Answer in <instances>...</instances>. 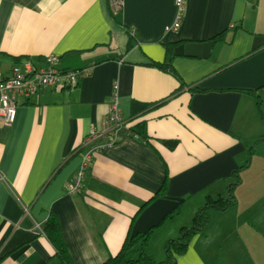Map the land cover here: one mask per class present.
<instances>
[{"label": "crops", "instance_id": "obj_1", "mask_svg": "<svg viewBox=\"0 0 264 264\" xmlns=\"http://www.w3.org/2000/svg\"><path fill=\"white\" fill-rule=\"evenodd\" d=\"M174 1L122 0L112 16L107 0H0L1 79L49 56L56 71L86 72L75 88L39 91L12 126L0 125V264H60L42 231L50 212L72 264H104L149 230L146 253L164 256L204 207L201 60L149 66L166 64L165 46L200 44L198 0H186L179 29L165 32ZM114 86L123 122L115 132L102 128ZM139 124L145 142L130 132ZM90 130L98 137L87 145ZM176 262L209 264L208 226Z\"/></svg>", "mask_w": 264, "mask_h": 264}, {"label": "built area", "instance_id": "obj_2", "mask_svg": "<svg viewBox=\"0 0 264 264\" xmlns=\"http://www.w3.org/2000/svg\"><path fill=\"white\" fill-rule=\"evenodd\" d=\"M186 0H175V19L171 26L165 29L166 33L176 32L183 16V9ZM112 16H117L122 10V0H107ZM58 62L55 56L46 57L42 66H36L30 62L15 65L6 79L0 78V125L10 127L15 122L16 109L18 105L24 104L31 96H35L41 90L59 91L62 89L75 88L85 71H56L54 65ZM116 86L113 87V94L109 98L108 113L102 120V128L106 130L112 128L113 132L123 126L121 112L117 104ZM98 134L90 130L85 137L84 143L92 145ZM136 139V136L133 137ZM113 136L108 145L116 140ZM106 145L96 146V149H103ZM90 153L83 159L82 167L77 176L75 186L69 189L70 193L79 192L80 182L83 179L84 167L88 163Z\"/></svg>", "mask_w": 264, "mask_h": 264}, {"label": "trees", "instance_id": "obj_3", "mask_svg": "<svg viewBox=\"0 0 264 264\" xmlns=\"http://www.w3.org/2000/svg\"><path fill=\"white\" fill-rule=\"evenodd\" d=\"M177 45L165 46V52L167 55L166 64L149 63V66L159 70H165L170 68V62L174 58L173 51ZM130 47V46H129ZM133 136H137L141 141H146V135L144 132L143 124L135 126L131 131ZM166 186L163 185L156 197H162L165 194ZM169 216L167 218H172ZM207 227V201L203 208H201L192 220V224L189 227L182 228L180 230L179 238L169 241L165 246V262L159 264H177L176 259L183 257L188 250L191 241L197 235L201 234ZM44 236L53 246L56 256L59 259L60 264H72L68 255L65 243L62 238L59 220L57 216L50 212L45 224L42 228ZM152 230L145 233L129 235L120 252L112 258H109L104 264H156L153 259L145 253V249L148 247Z\"/></svg>", "mask_w": 264, "mask_h": 264}, {"label": "water", "instance_id": "obj_4", "mask_svg": "<svg viewBox=\"0 0 264 264\" xmlns=\"http://www.w3.org/2000/svg\"><path fill=\"white\" fill-rule=\"evenodd\" d=\"M174 57L195 58L201 60L200 44L179 45L173 51Z\"/></svg>", "mask_w": 264, "mask_h": 264}, {"label": "rangeland", "instance_id": "obj_5", "mask_svg": "<svg viewBox=\"0 0 264 264\" xmlns=\"http://www.w3.org/2000/svg\"><path fill=\"white\" fill-rule=\"evenodd\" d=\"M150 241H151V239H150ZM150 241H149V243H148V246H149V244H150ZM148 248V247H147ZM154 253H155V257L153 258V257H151L152 259H153V261L156 263V264H159V263H163V262H165V259H166V256H165V248H164V256H163V252H162V255L160 254V250H155V251H153ZM145 253H146V251H145ZM147 254V253H146ZM148 255V254H147ZM157 255H158V257H159V255H160V257L159 258H157Z\"/></svg>", "mask_w": 264, "mask_h": 264}]
</instances>
